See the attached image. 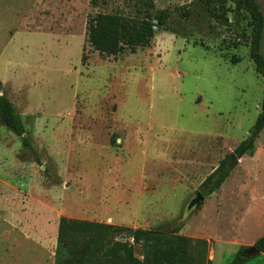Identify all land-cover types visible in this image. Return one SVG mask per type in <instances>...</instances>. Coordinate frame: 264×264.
<instances>
[{"label": "rangeland", "instance_id": "rangeland-1", "mask_svg": "<svg viewBox=\"0 0 264 264\" xmlns=\"http://www.w3.org/2000/svg\"><path fill=\"white\" fill-rule=\"evenodd\" d=\"M161 10L166 28L134 54L85 42L96 13ZM249 31L247 16L226 28L197 0H0V95L30 141L0 123V264H53L60 217L215 238L211 264L264 235V128L221 197L186 209L261 111L264 79L237 38Z\"/></svg>", "mask_w": 264, "mask_h": 264}, {"label": "trees", "instance_id": "trees-1", "mask_svg": "<svg viewBox=\"0 0 264 264\" xmlns=\"http://www.w3.org/2000/svg\"><path fill=\"white\" fill-rule=\"evenodd\" d=\"M202 9L220 26L239 28V18L249 19L250 31L246 36L237 33L238 39L248 44V58L255 72L264 79L262 38L264 13L258 0H197ZM168 12L161 10L154 18L148 16H124L96 13L86 22V44L99 55L117 57L125 51L134 54L138 48L149 46L155 28H166ZM86 61L82 56L81 62ZM240 59H236L235 63ZM0 123L5 125L21 141L30 147L25 127L12 103L0 95ZM264 128V95L261 111L247 139L240 142L231 154L238 159L254 152L255 141ZM226 155L199 185L198 192L205 198L218 191L237 165L229 168L230 155ZM180 228L170 230L128 229L102 222L60 217L56 231L53 264H211L207 259L208 242L179 235ZM258 253H264V236L252 245ZM139 249V255L136 249ZM250 247H240L230 264H244L250 257L244 252Z\"/></svg>", "mask_w": 264, "mask_h": 264}, {"label": "crops", "instance_id": "crops-1", "mask_svg": "<svg viewBox=\"0 0 264 264\" xmlns=\"http://www.w3.org/2000/svg\"><path fill=\"white\" fill-rule=\"evenodd\" d=\"M224 184V183H223ZM223 185L220 187V189L218 190V191H216V192H214V193H212L211 195H209V196H207V197H210V196H214L215 198H220L221 197V195H222V190H223ZM217 207L219 208V205H217ZM217 208V209H218ZM57 228V227H56ZM262 236H264V235H262ZM262 236H257L256 238H253L251 241H249V242H246V241H233V242H231V246H233L234 247V250H230V251H236L237 252V250L240 248V247H252V245L255 243V241L257 240V239H259L260 237H262ZM206 241L208 242V243H210L211 241L212 242H217L218 240L217 239H215V238H209V237H207L206 238ZM212 255H213V251H212ZM262 258V260L264 261V253H258V254H256L255 256H252V257H250V259L249 260H251V259H253V258ZM248 260V261H249Z\"/></svg>", "mask_w": 264, "mask_h": 264}, {"label": "water", "instance_id": "water-1", "mask_svg": "<svg viewBox=\"0 0 264 264\" xmlns=\"http://www.w3.org/2000/svg\"><path fill=\"white\" fill-rule=\"evenodd\" d=\"M238 160L239 159L236 157V155L231 154L228 159L227 168H229L235 161L238 162ZM203 200H204V197L201 195V193L197 192L195 197L189 202L186 209L188 211L191 210L192 208L197 209L199 207V204L202 203ZM256 254H258V251L253 247H250L244 252V255L247 257H252V256H255Z\"/></svg>", "mask_w": 264, "mask_h": 264}]
</instances>
